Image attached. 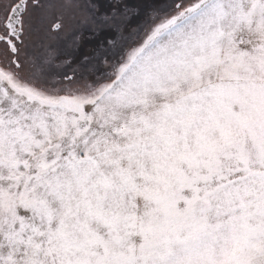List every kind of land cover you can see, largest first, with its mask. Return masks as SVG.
Wrapping results in <instances>:
<instances>
[{
	"label": "snow or ice",
	"instance_id": "6c2138e0",
	"mask_svg": "<svg viewBox=\"0 0 264 264\" xmlns=\"http://www.w3.org/2000/svg\"><path fill=\"white\" fill-rule=\"evenodd\" d=\"M0 264H264V0H0Z\"/></svg>",
	"mask_w": 264,
	"mask_h": 264
},
{
	"label": "flooded vegetation",
	"instance_id": "af4514ba",
	"mask_svg": "<svg viewBox=\"0 0 264 264\" xmlns=\"http://www.w3.org/2000/svg\"><path fill=\"white\" fill-rule=\"evenodd\" d=\"M127 2L131 5H136L140 3H151L156 4L160 7H166L170 4V0H127ZM101 6V10L107 12L109 10L111 0H96ZM147 21V15H141L139 17H133L130 26L125 33L131 32L132 29H136L140 26H143ZM119 34L115 29H102L99 31V34H93L91 31L84 30L83 36L80 40L79 48L74 53L76 56L83 58L84 56L93 57L95 56L101 48V45L104 44V47H107L105 41L116 40L118 39ZM69 43L71 42V37L69 39Z\"/></svg>",
	"mask_w": 264,
	"mask_h": 264
},
{
	"label": "rangeland",
	"instance_id": "374dc122",
	"mask_svg": "<svg viewBox=\"0 0 264 264\" xmlns=\"http://www.w3.org/2000/svg\"><path fill=\"white\" fill-rule=\"evenodd\" d=\"M70 37H71V36L67 37V41H68V42L70 41V40H69V39H70Z\"/></svg>",
	"mask_w": 264,
	"mask_h": 264
},
{
	"label": "trees",
	"instance_id": "16d2710c",
	"mask_svg": "<svg viewBox=\"0 0 264 264\" xmlns=\"http://www.w3.org/2000/svg\"><path fill=\"white\" fill-rule=\"evenodd\" d=\"M170 3H171V0H170Z\"/></svg>",
	"mask_w": 264,
	"mask_h": 264
}]
</instances>
